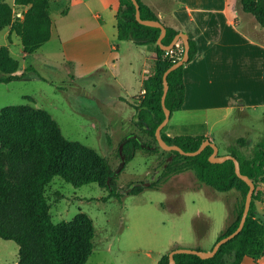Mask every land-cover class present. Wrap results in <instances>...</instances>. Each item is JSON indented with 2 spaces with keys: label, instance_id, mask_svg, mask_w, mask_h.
<instances>
[{
  "label": "rangeland",
  "instance_id": "374dc122",
  "mask_svg": "<svg viewBox=\"0 0 264 264\" xmlns=\"http://www.w3.org/2000/svg\"><path fill=\"white\" fill-rule=\"evenodd\" d=\"M13 1L0 0L11 7L14 19L24 20L30 4ZM68 4L69 0L51 1L53 35L34 54L24 50L19 33L10 26L0 27V59L8 69L0 65V77L8 76L12 70L22 76L0 82V111L20 105L46 110L66 140L95 149L109 160L121 195L105 198L110 193L106 184L92 182L77 186L55 175L45 192L52 221H70L81 211L93 219L94 250L86 264H159L162 255L179 240L182 247L209 250L234 220L241 191L235 188L220 191L202 184L193 170L163 175L171 162L170 150L163 149L141 129L135 107L139 101L130 96L141 89L131 63L137 69L142 65L134 54L142 48L131 40L115 37V42L122 44L120 69L77 71L75 62L64 54L56 27L53 32V19L55 23L63 21L64 7ZM92 23L95 19L81 27L89 28ZM260 28L263 31L252 32L262 39L264 27ZM36 73L41 77L36 78ZM226 125L233 132L228 140L238 137L236 145L240 152L254 157L259 145L264 144L263 110L249 109L244 115L235 113ZM132 134L153 147L137 150L135 157L126 163L120 151L123 141ZM215 141L218 146L221 144L220 154H224L228 147L221 143L220 136ZM0 152L4 153L7 168L15 165L10 148L1 142ZM140 180L146 184L159 182L160 187L128 194L129 184ZM258 188L261 193L256 209L264 219V182H259ZM197 240L198 246L190 243ZM18 261L19 244L0 237V264Z\"/></svg>",
  "mask_w": 264,
  "mask_h": 264
},
{
  "label": "trees",
  "instance_id": "16d2710c",
  "mask_svg": "<svg viewBox=\"0 0 264 264\" xmlns=\"http://www.w3.org/2000/svg\"><path fill=\"white\" fill-rule=\"evenodd\" d=\"M138 1L143 18L161 20L151 6L143 0ZM15 2L30 4L25 19H14L11 7L0 2V27L10 26L21 36L24 50L34 53L52 37L51 0ZM241 3L244 11L253 14L264 27V0H241ZM117 19L119 39L132 40L139 45L157 44L153 71L144 79L145 92L135 96L139 101L135 107L139 126L159 143L156 129L165 118L162 102L164 73L183 56L184 41L180 39L175 46L179 48V57L167 54V50L157 43L161 28L138 21L133 0H119ZM166 27L167 34L163 42L170 44L179 30ZM190 45L189 61L198 50L194 39L190 38ZM0 61L1 67L7 69ZM184 65L168 75L170 88L166 104L172 113L181 109L185 102ZM9 73L8 76L0 77V82L22 78L14 70ZM34 76L41 77L38 73ZM162 135L167 142L178 144L187 151L198 149L209 138L205 135L170 136L164 130ZM0 142L2 146L10 148L11 159L15 164L7 168L4 153L0 152V237L19 244V261L16 264H86L94 250L96 230L93 219L81 211L70 221L53 222L45 194L46 187L55 175H61L77 186L92 182L106 184L110 193L105 198L121 195L117 192L116 177L109 160L95 149L66 140L50 113L28 105L0 111ZM146 146L153 147L138 135H130L123 141L120 153L127 163L135 157L137 150ZM213 150L210 145L197 155L171 150V162L163 175L193 170L202 184L220 191L234 188L241 191L235 218L221 232L219 240L238 228L250 185L236 173L234 160L212 162L210 155ZM231 153L240 160L242 172L253 178L256 184L245 226L239 234L223 244L215 256L202 258L192 253H177L176 264H242L247 258L264 254V219L258 216L256 209V200L260 199L261 193L259 182H264V144L259 145L255 156L251 158L242 154L237 146L233 147ZM147 187L160 185L159 182L146 184L140 180L129 184L127 193H140ZM175 247L179 246L176 244L163 254L159 264H169V252Z\"/></svg>",
  "mask_w": 264,
  "mask_h": 264
},
{
  "label": "crops",
  "instance_id": "0c3cea01",
  "mask_svg": "<svg viewBox=\"0 0 264 264\" xmlns=\"http://www.w3.org/2000/svg\"><path fill=\"white\" fill-rule=\"evenodd\" d=\"M143 1L166 26L186 32L198 45L196 55L184 65L185 102L171 114L164 132L170 136L205 135L213 141L220 136L228 147L225 153H230L238 137L228 140L233 136L226 125L229 118L235 113L248 114L249 109L261 108L264 114V38L252 32L261 30V25L244 11L241 0ZM118 5L119 0H69L63 21L53 19V32L56 27L64 54L75 62L77 71L120 69L122 44L115 42L119 38ZM93 19L91 27H81ZM136 45L142 48L134 53L142 65L137 69L132 62L131 69L141 89L131 93L132 98L145 92L144 79L157 58L156 43ZM190 243L198 246V240ZM177 244L181 246V241ZM242 264H264V254Z\"/></svg>",
  "mask_w": 264,
  "mask_h": 264
},
{
  "label": "water",
  "instance_id": "95a60500",
  "mask_svg": "<svg viewBox=\"0 0 264 264\" xmlns=\"http://www.w3.org/2000/svg\"><path fill=\"white\" fill-rule=\"evenodd\" d=\"M135 5H136V17L138 19V21H140L143 24H147L150 26H156L161 28V33L159 35V38L157 40V43L165 50H170L172 48H174L177 44V42L180 39H183L184 41V54L183 56L177 60L173 65H171L164 73V93H163V97H162V102H163V107L165 110V118L163 119V121L158 125L157 129H156V137L159 141L160 146L163 149H167V150H177L182 154H186V155H197L199 153H201L207 146H212L213 147V152L210 155V160L212 162H223L225 160L228 159H232L234 160L235 163V170L236 173L238 174V176H240L241 178H243L249 185H250V189L248 191L247 197H246V202H245V208H244V212H243V216L241 218L240 224L238 226V228L233 231L232 233L224 236L223 238L219 239L216 241V243L214 244V246L209 249V250H203V249H198V248H194V247H175L173 248L170 252H169V264H176V257L175 255L177 253H192V254H197L202 258H211L213 256L216 255V253L219 251L220 247L225 244L226 242H228L230 239L234 238L237 234H239L246 223L247 217L249 215L250 209H251V205H252V200H253V194L254 191L256 189V184L253 178H251L249 175L244 174L242 172V168H241V162L238 159V157L232 153H226V154H220V150H219V146L218 144H216L213 140H211L210 138L205 139L202 144L200 145V147L196 150H192V151H187L185 150L183 147H181L178 144L175 143H169L167 142L162 135V131L163 128L166 126V124L168 123L169 119L171 118V114L172 111L171 109L167 106L166 104V98H167V94L170 88V84H169V80H168V75L171 71L175 70L176 68L180 67L181 65L185 64L186 62L189 61L190 59V38L189 35L186 32H182L180 31L175 38L173 39V41L170 44H165L163 42V38L166 36L167 34V27L166 25L161 21V20H157V19H145L142 17V13H141V8H140V4L138 0H133ZM125 160V159H124Z\"/></svg>",
  "mask_w": 264,
  "mask_h": 264
},
{
  "label": "built area",
  "instance_id": "2783aa9c",
  "mask_svg": "<svg viewBox=\"0 0 264 264\" xmlns=\"http://www.w3.org/2000/svg\"><path fill=\"white\" fill-rule=\"evenodd\" d=\"M167 54L171 55L172 57L176 58L179 57V48L178 47H174L170 50H167Z\"/></svg>",
  "mask_w": 264,
  "mask_h": 264
}]
</instances>
